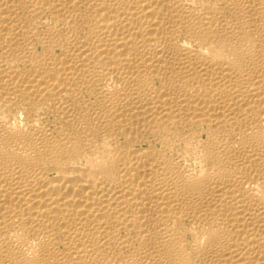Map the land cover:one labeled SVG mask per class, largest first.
I'll list each match as a JSON object with an SVG mask.
<instances>
[{
    "label": "bare ground",
    "instance_id": "obj_1",
    "mask_svg": "<svg viewBox=\"0 0 264 264\" xmlns=\"http://www.w3.org/2000/svg\"><path fill=\"white\" fill-rule=\"evenodd\" d=\"M0 264H264V0H0Z\"/></svg>",
    "mask_w": 264,
    "mask_h": 264
}]
</instances>
